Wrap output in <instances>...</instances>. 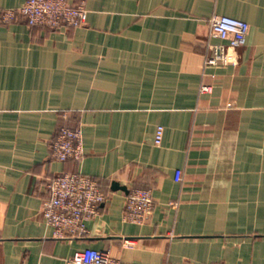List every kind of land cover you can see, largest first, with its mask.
<instances>
[{
	"label": "crops",
	"instance_id": "obj_1",
	"mask_svg": "<svg viewBox=\"0 0 264 264\" xmlns=\"http://www.w3.org/2000/svg\"><path fill=\"white\" fill-rule=\"evenodd\" d=\"M25 1L0 0V16ZM76 1L83 27L0 23V264H69L90 249L264 264V0ZM213 15L249 25L233 65L207 63L222 42ZM61 126L81 130V160L51 157ZM63 172L106 196L80 239L55 238L41 215L44 181ZM133 187L152 193L142 224L124 219Z\"/></svg>",
	"mask_w": 264,
	"mask_h": 264
},
{
	"label": "built area",
	"instance_id": "obj_2",
	"mask_svg": "<svg viewBox=\"0 0 264 264\" xmlns=\"http://www.w3.org/2000/svg\"><path fill=\"white\" fill-rule=\"evenodd\" d=\"M88 11L83 2L76 0H26L19 9L1 11L0 23L17 22L23 17L29 26H42L53 30L83 27ZM210 33L221 44L212 48L210 65H233L232 54L247 43L249 25L243 20L225 15H213L209 19ZM209 89L203 87L202 91ZM164 128L158 126L154 144L161 145ZM51 157L59 162L79 161L84 155L80 129L61 126L50 145ZM180 181V172L177 173ZM46 197L42 201L41 215L53 229L57 239H80L87 235V222L99 213L106 201L99 181L84 174L63 172L44 181ZM153 209L150 189L133 187L125 197L124 219L133 224H142ZM69 264H135L124 263L108 251L90 249L76 253ZM164 264H172L166 262ZM177 264H189L187 262Z\"/></svg>",
	"mask_w": 264,
	"mask_h": 264
}]
</instances>
